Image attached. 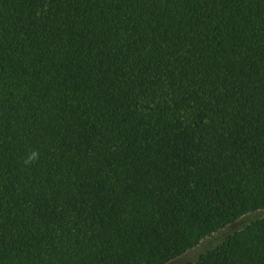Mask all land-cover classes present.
<instances>
[{
	"label": "trees",
	"instance_id": "1",
	"mask_svg": "<svg viewBox=\"0 0 264 264\" xmlns=\"http://www.w3.org/2000/svg\"><path fill=\"white\" fill-rule=\"evenodd\" d=\"M263 210L264 0H0V264H167ZM185 264H264V216Z\"/></svg>",
	"mask_w": 264,
	"mask_h": 264
},
{
	"label": "rangeland",
	"instance_id": "2",
	"mask_svg": "<svg viewBox=\"0 0 264 264\" xmlns=\"http://www.w3.org/2000/svg\"><path fill=\"white\" fill-rule=\"evenodd\" d=\"M263 216H264V210L246 214L241 218H239L238 220H236L235 222H233L232 224L225 226L224 228L213 233L211 236L203 239L202 241L199 242V244L196 247L186 251L184 254L170 261L167 264H185L187 262H193L198 258L200 254L204 253L207 250L213 249L217 245H219L222 241H224V239L228 235L239 230L246 224L256 219H259Z\"/></svg>",
	"mask_w": 264,
	"mask_h": 264
},
{
	"label": "clouds",
	"instance_id": "3",
	"mask_svg": "<svg viewBox=\"0 0 264 264\" xmlns=\"http://www.w3.org/2000/svg\"><path fill=\"white\" fill-rule=\"evenodd\" d=\"M38 152L33 151L28 158L25 160V164H31L33 161H35L36 159H38Z\"/></svg>",
	"mask_w": 264,
	"mask_h": 264
}]
</instances>
